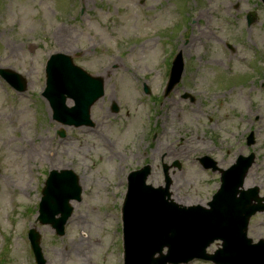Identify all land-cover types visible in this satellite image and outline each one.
<instances>
[{
  "label": "rangeland",
  "instance_id": "obj_1",
  "mask_svg": "<svg viewBox=\"0 0 264 264\" xmlns=\"http://www.w3.org/2000/svg\"><path fill=\"white\" fill-rule=\"evenodd\" d=\"M186 1L192 0H0V69L27 81L24 93L10 88V98L0 85V264H35L27 239L31 228L41 236L47 264H122L120 221L110 229L119 208L109 192L117 190L122 198L128 174L148 163L153 165L149 182L163 184L160 161L168 148L181 163V169L172 170L174 197L206 204L220 174L204 171L198 159L207 155L228 169L238 155L251 152L256 160L249 187L257 186L264 197V5L259 0ZM251 12L256 21L246 39L243 28ZM60 28L71 34L67 46L57 40ZM228 44L234 52L226 50ZM174 47L172 57L182 54L185 72L154 108L150 132L144 126L145 105L129 79L148 85L154 104L165 86L162 58ZM58 52L106 79V95L93 107L92 118L95 129L112 138L113 148L105 146L100 133L53 121L41 91L45 64ZM247 90L257 100L255 116L245 106ZM114 102L120 107L117 115L111 111ZM62 129L65 138L57 135ZM251 132L255 143L248 147ZM49 151L58 154L51 158ZM55 169L73 170L83 188L82 201L72 202L64 237L37 221L41 191ZM119 171L121 189L115 185ZM248 233L254 242L264 239V213L251 219ZM84 237L81 257L68 256L70 242ZM220 248L215 242L208 253Z\"/></svg>",
  "mask_w": 264,
  "mask_h": 264
},
{
  "label": "water",
  "instance_id": "obj_2",
  "mask_svg": "<svg viewBox=\"0 0 264 264\" xmlns=\"http://www.w3.org/2000/svg\"><path fill=\"white\" fill-rule=\"evenodd\" d=\"M180 75L181 66L175 67L170 87L177 83ZM102 83L101 78L91 77L75 67L69 59L55 56L48 67V89L45 96L50 100L56 116L60 113V118L67 123L81 125L88 121L91 106L103 95ZM67 97L75 100L76 106L73 109L66 108ZM244 172H241L240 180L234 185V193L242 184ZM248 201L246 197L240 201L232 199L224 190L223 203L211 210L126 208L127 264H167L188 261L193 257L206 258L205 248L218 238L225 241V251L229 247L232 249V260L228 263L264 264V241L252 246L245 234L249 217L257 211H263L264 206L250 208ZM53 207V201L48 202V206H42L41 220L43 223L51 221L58 233L62 234L69 213L67 208ZM58 213H63V217L56 221L54 216ZM31 238L37 258L43 264L39 249L40 237L32 231ZM164 246L170 248L169 255L155 259V253ZM251 246L257 249V255H243ZM215 259L226 261L222 256Z\"/></svg>",
  "mask_w": 264,
  "mask_h": 264
},
{
  "label": "bare ground",
  "instance_id": "obj_3",
  "mask_svg": "<svg viewBox=\"0 0 264 264\" xmlns=\"http://www.w3.org/2000/svg\"><path fill=\"white\" fill-rule=\"evenodd\" d=\"M68 33H69L68 31L60 30V35H56L57 40L59 41V44L61 46H67L68 45V36H69ZM149 49L155 50V46L149 47ZM238 101H240V97L238 98ZM247 185H250V181L247 182ZM85 240H87L86 237L81 238L79 240H72L70 242L69 251L67 252V255L69 256L71 254H74L76 256V258L79 259L82 255V251L84 249L83 245L84 246L86 245Z\"/></svg>",
  "mask_w": 264,
  "mask_h": 264
}]
</instances>
